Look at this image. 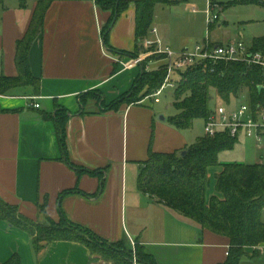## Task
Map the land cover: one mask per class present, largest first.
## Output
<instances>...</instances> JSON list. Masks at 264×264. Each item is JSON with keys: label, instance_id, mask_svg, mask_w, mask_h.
<instances>
[{"label": "crops", "instance_id": "crops-1", "mask_svg": "<svg viewBox=\"0 0 264 264\" xmlns=\"http://www.w3.org/2000/svg\"><path fill=\"white\" fill-rule=\"evenodd\" d=\"M37 1L31 5L27 1L26 6L20 0L0 4V77L18 76L17 43L30 26ZM127 1L128 10L109 35L110 48L101 32L111 12L103 11L96 0H55L49 7L43 31L29 50L30 73L38 90L29 85L0 95V198L36 223L44 224L46 219L59 223L64 216L104 242L122 243L127 251L140 248L156 264H223L230 246L227 237L204 229L138 189L150 153L185 151L189 147L185 131L159 114L154 105L161 101L147 98L109 108L132 90L141 75L146 55H139L142 61L135 64L131 54L147 49L146 39L174 52L202 44L163 48L166 39L155 12L158 6L177 2L169 0L172 5L155 7L149 36L137 48L135 2L139 0ZM189 6L198 13L195 5ZM214 25H209L203 44L231 43L212 40ZM161 67L157 61L144 65L147 72ZM59 111L68 117L67 160L54 123ZM223 153L219 162L232 164L220 161ZM221 171V167L209 170L207 200L217 194L216 176ZM13 256H19L21 264H104L75 242L44 243L36 253L26 232L0 220V262ZM239 264H264V244L246 248Z\"/></svg>", "mask_w": 264, "mask_h": 264}, {"label": "trees", "instance_id": "trees-1", "mask_svg": "<svg viewBox=\"0 0 264 264\" xmlns=\"http://www.w3.org/2000/svg\"><path fill=\"white\" fill-rule=\"evenodd\" d=\"M28 0H20L23 6ZM55 0H38L30 26L24 38L17 43L16 78L0 77V95L32 85L38 90L37 80L29 68V50L43 31L45 15ZM4 0H0L3 4ZM249 4L264 7V0H245ZM97 5L111 12L108 23L102 29L103 43L107 48L109 35L131 2L127 0H96ZM136 5V39L138 44L149 36L157 5H172L169 0H139ZM138 50V49H137ZM252 52L264 51V38L256 39ZM138 51L131 54L138 59ZM124 54V52L122 53ZM165 67L147 72L144 68L132 90L113 103L115 109L121 104H139L159 90L166 79ZM173 107L178 114L168 118V122L180 131L192 129L195 121L206 120L214 109L215 99L230 103L233 99L247 100L254 109H264V72L255 65L244 62H201L185 71L177 73ZM142 98L134 99L139 92ZM82 98V97H81ZM108 109V108H107ZM67 113L59 111L54 120L62 157L67 160L65 124ZM238 141L227 133L215 137H203L181 153H150L143 163L138 189L159 203L178 211L217 235L230 241L227 261L223 264H239L245 256L246 248H258L264 244V164H221L219 155L232 151ZM221 167L216 176V195L207 200L210 187L209 170ZM0 220L13 228L26 232L32 239L36 253L43 244L53 242H75L87 247L93 255L112 261L114 264H133V254L125 250V245L109 244L92 232L70 223L64 216L59 224H39L19 213V210L0 198ZM118 249L120 253L113 252ZM139 264H156L140 248L136 249ZM0 264H21L19 256Z\"/></svg>", "mask_w": 264, "mask_h": 264}, {"label": "rangeland", "instance_id": "rangeland-1", "mask_svg": "<svg viewBox=\"0 0 264 264\" xmlns=\"http://www.w3.org/2000/svg\"><path fill=\"white\" fill-rule=\"evenodd\" d=\"M36 0H28V4L34 3ZM172 6H158L156 8V21L162 29L165 37L163 48L179 49L181 47H194L203 44L208 36L209 24L207 22L204 11L208 0H176ZM213 6L216 5L211 12V17L218 16L220 20L212 27L211 38L218 43H228L242 41L246 46L251 47L256 39L264 38V7L258 4H249L245 0H209ZM195 5L198 9L197 14L191 12V6ZM155 48L138 49L139 55H146L143 62L144 65L150 62H160L164 67L163 56L155 55ZM161 67V68H162ZM155 66L151 65L150 69ZM143 93L140 91L134 95V99L142 98ZM243 101L247 100V95ZM161 103L156 104L155 109L160 115L170 118L178 114L173 107L174 91L166 88L164 94L160 98ZM221 101L215 99L214 108ZM238 101H231L232 108L239 107ZM205 122L203 119L194 122L192 129L185 131V136L189 147L196 143L200 138L205 137ZM220 161L224 163H245V164H264V142L258 144L254 140L242 139L236 143L232 151L224 152L220 156ZM44 224L54 223L45 220ZM60 223V222H59ZM59 223H55L56 225ZM113 249V252L120 251ZM127 251V249L125 248ZM133 254V261L136 260V252L128 251ZM104 264H114L108 259L95 255Z\"/></svg>", "mask_w": 264, "mask_h": 264}, {"label": "built area", "instance_id": "built-area-1", "mask_svg": "<svg viewBox=\"0 0 264 264\" xmlns=\"http://www.w3.org/2000/svg\"><path fill=\"white\" fill-rule=\"evenodd\" d=\"M217 7L209 3L206 10L207 22L213 25L220 20L218 16L211 17V12ZM144 46L155 48V55L163 56L166 62L165 69L167 76L163 86L149 98L155 103L160 102V97L166 88H176L173 77L180 71H185L201 62H244L249 65L260 67L264 72V51L252 52L251 47L246 46L242 41L231 42L227 45L214 46L206 44L195 46L192 49H185L180 52L163 50L158 42L144 41ZM141 59H136L140 63ZM233 99L239 102L238 108H232L231 102H221L215 106L210 116L204 120L205 136L212 138L219 133H227L231 138L239 141L242 138L254 140L258 144L264 142V109H254L248 100ZM39 108L38 104L34 105Z\"/></svg>", "mask_w": 264, "mask_h": 264}, {"label": "water", "instance_id": "water-1", "mask_svg": "<svg viewBox=\"0 0 264 264\" xmlns=\"http://www.w3.org/2000/svg\"><path fill=\"white\" fill-rule=\"evenodd\" d=\"M159 119H161V118H159ZM162 120H165V119L163 118ZM186 154H187V151H186V150L183 151V152H181V156H182V157H184Z\"/></svg>", "mask_w": 264, "mask_h": 264}]
</instances>
